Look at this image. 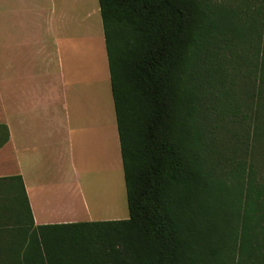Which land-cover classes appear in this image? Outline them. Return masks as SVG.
<instances>
[{
    "label": "trees",
    "instance_id": "16d2710c",
    "mask_svg": "<svg viewBox=\"0 0 264 264\" xmlns=\"http://www.w3.org/2000/svg\"><path fill=\"white\" fill-rule=\"evenodd\" d=\"M99 3L130 216L36 226L12 177L0 264H264V0Z\"/></svg>",
    "mask_w": 264,
    "mask_h": 264
},
{
    "label": "crops",
    "instance_id": "0c3cea01",
    "mask_svg": "<svg viewBox=\"0 0 264 264\" xmlns=\"http://www.w3.org/2000/svg\"><path fill=\"white\" fill-rule=\"evenodd\" d=\"M75 6L0 0V197H24L12 180L21 177L36 226L130 216H110L115 197L106 206V162L123 168L109 60L106 51L108 105L96 110L94 55L90 67L88 51L80 62ZM85 31L106 49L102 14ZM14 182L18 190L6 191Z\"/></svg>",
    "mask_w": 264,
    "mask_h": 264
},
{
    "label": "rangeland",
    "instance_id": "374dc122",
    "mask_svg": "<svg viewBox=\"0 0 264 264\" xmlns=\"http://www.w3.org/2000/svg\"><path fill=\"white\" fill-rule=\"evenodd\" d=\"M77 1V12L79 17V54H80V62L87 60L88 51L89 55V67L91 66L90 57L93 53L94 55V100H95V108L96 110L101 107L104 111H106V106L108 105V92L111 93V88L108 89L110 83L106 80V51L104 48L103 39H97L95 36H87L86 35V27L89 23L96 22V20L101 19V13L98 11H93L94 6L97 5L99 7V0H64V3H67L70 8H72V13L75 12V5ZM101 36V35H100ZM93 37V38H92ZM102 37V36H101ZM103 38V37H102ZM102 48V49H101ZM83 52V53H82ZM84 55V56H83ZM83 56V57H82ZM86 64V62H84ZM108 67V66H107ZM217 119H213L211 125H216V129H213L214 137L216 138V143H218V149H222L225 153H232V150H235L232 142H235V134L242 132L247 134L249 133V128L245 125L246 129L243 131L241 126H239L236 122L233 121L232 117H223L222 115L216 117ZM251 132V131H250ZM112 163V165L110 164ZM110 163L106 162V206L107 204H111L112 201L117 199V206L112 207L113 210H118L117 214L110 215L115 216L118 214H122L126 212L128 215L129 207L128 200L126 194V186H125V178H124V170L123 168H119L116 166L115 161H110ZM109 164V166H107ZM227 167V165H225ZM83 188L84 193L86 195V200L89 203L90 194L88 192V184L86 179H83ZM4 187L0 186V194H3ZM115 193V195H114ZM113 197V198H112ZM106 215V218L110 217ZM97 218V217H94Z\"/></svg>",
    "mask_w": 264,
    "mask_h": 264
}]
</instances>
